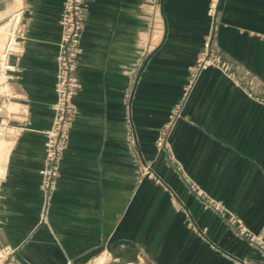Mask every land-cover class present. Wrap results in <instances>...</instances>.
<instances>
[{
	"label": "crops",
	"instance_id": "crops-1",
	"mask_svg": "<svg viewBox=\"0 0 264 264\" xmlns=\"http://www.w3.org/2000/svg\"><path fill=\"white\" fill-rule=\"evenodd\" d=\"M65 1L0 0V250H14L0 264H264V104L217 67L193 76L211 37L264 92V0H222L216 21L211 0H87L79 112L44 223Z\"/></svg>",
	"mask_w": 264,
	"mask_h": 264
},
{
	"label": "built area",
	"instance_id": "built-area-1",
	"mask_svg": "<svg viewBox=\"0 0 264 264\" xmlns=\"http://www.w3.org/2000/svg\"><path fill=\"white\" fill-rule=\"evenodd\" d=\"M222 0H211L208 8L210 17L216 21L220 10ZM87 11V0H66L64 3L61 26L62 35L59 42V51L57 54V80L56 94L57 100L53 105L54 122L46 134L45 143V164L41 170L42 190L44 193V202L41 212V220L48 223V216L52 202L53 193L57 188L58 178L60 176V165L64 152L67 148L70 131L78 116V108L74 102V97L81 89V81L78 76L80 56L83 52L82 35L85 28V18ZM208 67H217L229 78L238 82L250 92L255 99L264 104V92H256L258 86L257 78L250 74L249 77H238L235 71V64L225 60L222 55L212 45L210 37L204 46L201 57L194 67L193 76L196 78ZM17 66L11 62L5 61L4 70L14 72ZM191 83L188 86L190 89ZM181 105H178L172 115L168 126L163 130L157 145L161 149L169 151L168 137L176 118L180 116ZM144 173L153 175L150 166L145 165ZM220 209V205H216ZM231 222H236L235 217H231ZM240 234H245L244 228H240ZM14 253L11 247H5L0 250V260L9 257ZM68 264H74L69 261Z\"/></svg>",
	"mask_w": 264,
	"mask_h": 264
},
{
	"label": "rangeland",
	"instance_id": "rangeland-1",
	"mask_svg": "<svg viewBox=\"0 0 264 264\" xmlns=\"http://www.w3.org/2000/svg\"><path fill=\"white\" fill-rule=\"evenodd\" d=\"M5 21H7V20H5ZM8 26H9V24H8ZM8 26H6V28L8 27ZM7 46H9V42H6V48H7ZM2 80L0 79V82H1ZM10 111H12V109H10ZM3 127H2V125H0V141H3L2 140V137H1V134H2V132H3ZM0 149H3V145H1L0 144ZM2 158H3V151H2V154H0V166L2 167ZM106 260H107V258H103L102 259V262H99L100 264H104L105 262H106ZM87 264H98V261H95V262H90V263H87ZM105 264H113L112 262H110L109 263V261H107Z\"/></svg>",
	"mask_w": 264,
	"mask_h": 264
},
{
	"label": "bare ground",
	"instance_id": "bare-ground-1",
	"mask_svg": "<svg viewBox=\"0 0 264 264\" xmlns=\"http://www.w3.org/2000/svg\"><path fill=\"white\" fill-rule=\"evenodd\" d=\"M12 21H13V20H12ZM10 22H11V21H10ZM10 22H9V26H10V24H11ZM14 22H15V21H14ZM14 24H15V23H14Z\"/></svg>",
	"mask_w": 264,
	"mask_h": 264
}]
</instances>
